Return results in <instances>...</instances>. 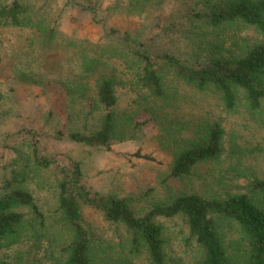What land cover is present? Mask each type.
Wrapping results in <instances>:
<instances>
[{"label": "rangeland", "instance_id": "obj_1", "mask_svg": "<svg viewBox=\"0 0 264 264\" xmlns=\"http://www.w3.org/2000/svg\"><path fill=\"white\" fill-rule=\"evenodd\" d=\"M21 1L54 25L57 41L42 49L36 40L31 42L32 28L0 25V193L7 180L11 186L23 185L50 223L56 215L61 169L74 159L80 162L83 181L91 190L127 198L139 212L156 201L189 191L220 198L244 193L264 207V183H260L264 181V125L243 111H225L214 94L178 84L177 101L164 112L167 127L177 138L190 130L183 125L202 119L219 118L224 130L220 156L196 165L185 177L169 176L172 155L158 140L161 128L152 123L134 127L132 137L115 139L109 148L54 137L69 115L72 120L67 129H85L94 127L101 114L99 110L87 114L86 97L65 89V83L71 87L78 81L87 82L91 90L86 95L92 94L95 76L82 78V61L68 46L69 41L75 49L103 47L112 37L128 32L145 45L194 65L202 62L196 60L207 52L236 53L262 40L263 35L253 26L238 22L212 27L192 16L193 11L205 9L215 0ZM114 64L120 70V63ZM115 88L119 109L129 108L135 93L121 83ZM32 141L55 162L48 167L36 164ZM18 209L31 217L27 207ZM80 209L97 251L96 264H152L144 253L128 254V232L122 223L106 220L84 203ZM157 220L165 238L164 264H197L202 250L184 217ZM227 235L236 233L227 230ZM50 239L52 236L35 237L29 232L12 243L1 239L0 264H63L64 256Z\"/></svg>", "mask_w": 264, "mask_h": 264}, {"label": "trees", "instance_id": "obj_2", "mask_svg": "<svg viewBox=\"0 0 264 264\" xmlns=\"http://www.w3.org/2000/svg\"><path fill=\"white\" fill-rule=\"evenodd\" d=\"M207 5L193 11L192 16L212 27L243 22L253 26L263 39L236 53L207 52L203 59L196 60L202 62L194 65L145 45L128 32L112 37L103 47L75 49L69 41L68 46L82 61V78L95 76L92 94L86 95L91 90L87 82L78 81L71 87L65 83V89L86 97L87 114L98 110L101 114L94 127L85 129H67L72 120L69 115L54 137L109 148L115 139L132 137L134 127L152 123L161 128L158 140L172 155L169 176L181 178L191 175L196 165L220 156L224 130L219 118L202 119L183 125L190 130L177 138L167 127L164 112L177 101L178 84L214 94L225 111H243L264 125V0H215ZM6 24L32 28L31 42L36 40L42 49L57 41L54 25L21 0L0 1V25ZM115 61L120 63V70ZM117 83L135 93L127 109L118 107ZM30 147L36 164L48 167L55 162L41 153L36 141ZM61 171L56 215L50 223L26 187L11 186V181H6L0 193V240L12 243L28 232L35 237L52 236L50 242L64 256L63 264H96L93 238L81 216L80 203H84L100 211L106 220L122 223L128 232V254L144 253L152 264H164L166 258L163 228L157 219L176 215L184 217L202 250L197 264H264V207L244 193L220 198L183 192L139 212L127 198L91 190L83 181L78 160H69L68 167ZM20 207H27L31 217L26 218ZM227 230L236 235H227Z\"/></svg>", "mask_w": 264, "mask_h": 264}]
</instances>
